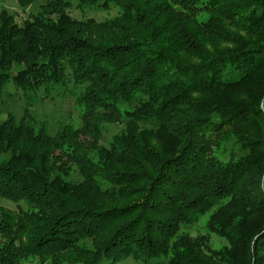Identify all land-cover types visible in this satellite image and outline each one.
<instances>
[{
    "label": "trees",
    "instance_id": "1",
    "mask_svg": "<svg viewBox=\"0 0 264 264\" xmlns=\"http://www.w3.org/2000/svg\"><path fill=\"white\" fill-rule=\"evenodd\" d=\"M37 1L0 11V95L72 81L83 111L0 122V264H264V0Z\"/></svg>",
    "mask_w": 264,
    "mask_h": 264
},
{
    "label": "rangeland",
    "instance_id": "2",
    "mask_svg": "<svg viewBox=\"0 0 264 264\" xmlns=\"http://www.w3.org/2000/svg\"><path fill=\"white\" fill-rule=\"evenodd\" d=\"M45 1H37L31 5L21 6L17 0H0V11L5 9L12 14L18 23H21L30 14L40 10V5ZM66 12L73 18H95L98 21L111 18L118 14L119 8L110 5L106 8H80L77 7V0H71V5L66 7ZM204 18V16H202ZM81 87H76L72 81L66 85H56L49 90L43 88L36 92H27L17 89L12 79L8 80L0 95V122L13 116L16 121H20L25 115L30 122H33L38 129L42 125L47 126L51 135H55L68 122L73 123L75 127L80 124V114L83 106L77 103L76 93ZM125 121L107 123L103 131V143L107 144L112 137L123 130ZM221 156V154H220ZM75 177L80 178L75 173ZM0 206L14 209L15 203L6 198L0 197ZM205 218L192 226L182 228L183 232H188L191 236L204 232L203 224ZM226 241L219 238L216 234L210 235V244L214 249L220 248ZM107 264V263H103ZM120 264H143L133 258H128Z\"/></svg>",
    "mask_w": 264,
    "mask_h": 264
}]
</instances>
